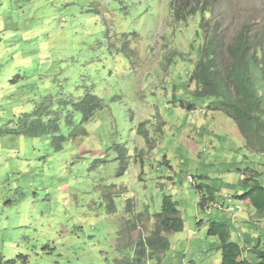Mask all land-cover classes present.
<instances>
[{"label":"rangeland","instance_id":"374dc122","mask_svg":"<svg viewBox=\"0 0 264 264\" xmlns=\"http://www.w3.org/2000/svg\"><path fill=\"white\" fill-rule=\"evenodd\" d=\"M176 1L0 0V254L8 260L118 264L134 256L129 238L155 234L166 196L184 228L162 233L170 248L150 264H220L208 223L221 220L229 198L254 221L247 233L264 234L256 209L237 198L253 169L264 181V154L194 97L191 80L206 33L221 40L225 64L242 29L261 37L264 0ZM185 4L188 18L178 20L175 7ZM89 95L97 101L86 121L78 106ZM38 120V136L8 132Z\"/></svg>","mask_w":264,"mask_h":264},{"label":"trees","instance_id":"16d2710c","mask_svg":"<svg viewBox=\"0 0 264 264\" xmlns=\"http://www.w3.org/2000/svg\"><path fill=\"white\" fill-rule=\"evenodd\" d=\"M186 8L187 4L183 8L175 7L178 20L188 18ZM202 10L205 14V9L202 8ZM197 12L199 10L194 9L192 13ZM201 29L205 30L204 22L201 23ZM220 44L221 40L216 34H205L204 44L201 47V58L196 63L191 77L192 82L196 84L193 95L198 99H208V110L220 112L231 119L244 138L246 148L252 152L263 154L264 32L261 37L253 35L247 27L238 32L232 43L227 46L228 62L226 64ZM93 101H97V98L89 95L78 106L84 117L86 116V121L88 115L92 114L87 103ZM181 106L188 111L195 109V105L192 103L186 105V102H182ZM32 127L33 125L29 126L30 130L21 128L8 132L34 137L42 133L45 125L41 120H38L36 129H31ZM58 140L64 141V137H59ZM244 184L247 190L238 196L239 199L250 201L257 212L264 216V185L254 172L245 177ZM156 218L155 234L144 237L139 232L138 239L135 241L133 238H129L134 256H123L118 264H150L151 255L167 251L170 248L168 238L164 237L162 233H179L184 228L177 204L166 196L163 199L161 212L156 214ZM127 228L131 229V226L124 228L122 233L126 232ZM207 234L210 237H217L220 241L219 250L222 254L220 264H250L248 260L241 259V246L232 240L230 227L226 222L210 221ZM252 251L258 258L259 264H264V250L253 248ZM0 264H27V260L24 256L8 260L0 254Z\"/></svg>","mask_w":264,"mask_h":264},{"label":"crops","instance_id":"0c3cea01","mask_svg":"<svg viewBox=\"0 0 264 264\" xmlns=\"http://www.w3.org/2000/svg\"><path fill=\"white\" fill-rule=\"evenodd\" d=\"M238 133H240L239 130H238ZM240 135H241V133H240ZM241 137H242V135H241ZM243 141L245 142L244 138H243ZM253 171L258 176V180L264 185V181L259 179L260 173L254 169H253ZM246 190H247V188L245 187V191ZM237 198H238V200H240L239 197H237ZM240 201L242 203H244L245 207H248L247 205H251L250 201H248V200H245V201L240 200ZM220 206H222V208H221V210H218L220 212L218 214V216L221 218V220H219V221L226 222V220H228V221L232 222V228L233 229L230 228L231 238L233 240V234H236V236L238 238H240L239 240L241 241V243H239V242H237V243L241 246V249H242L241 257H242V259L249 260V262L251 260V262H252L253 260H252L251 256L254 255V253L252 251L253 248H259V249L264 250V234H262L259 237H253V234L247 233V230H249L250 228L253 227L252 224L254 223V221L253 220L249 221L247 219V217L244 215V213H245V211L243 209L244 207L242 208V206L237 205L233 199H230V198L228 199V205L224 204V205H220ZM225 206H227V207L225 208ZM222 210L224 211V213H222ZM252 215L258 217L260 220H264V216L258 212H253ZM243 229H245V231H242ZM165 252H167V251L160 252V254L163 255V253H165Z\"/></svg>","mask_w":264,"mask_h":264},{"label":"built area","instance_id":"2783aa9c","mask_svg":"<svg viewBox=\"0 0 264 264\" xmlns=\"http://www.w3.org/2000/svg\"><path fill=\"white\" fill-rule=\"evenodd\" d=\"M190 181H191L192 183H194V179H193V178H190Z\"/></svg>","mask_w":264,"mask_h":264}]
</instances>
